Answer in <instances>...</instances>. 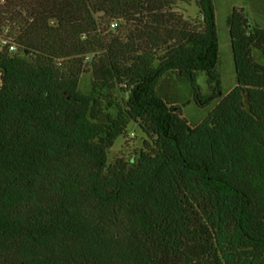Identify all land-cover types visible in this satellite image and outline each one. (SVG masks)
I'll use <instances>...</instances> for the list:
<instances>
[{"label":"trees","instance_id":"trees-1","mask_svg":"<svg viewBox=\"0 0 264 264\" xmlns=\"http://www.w3.org/2000/svg\"><path fill=\"white\" fill-rule=\"evenodd\" d=\"M228 27L226 92L215 0H0V264H264V28Z\"/></svg>","mask_w":264,"mask_h":264},{"label":"rangeland","instance_id":"rangeland-1","mask_svg":"<svg viewBox=\"0 0 264 264\" xmlns=\"http://www.w3.org/2000/svg\"><path fill=\"white\" fill-rule=\"evenodd\" d=\"M217 5L218 14V25L219 33L221 39V69L224 76V87L225 91L229 92L233 89L237 83V73L234 61V55L232 50L231 36L228 27V19L232 16L235 6L238 8L246 7L249 14L252 17V21L255 27L264 28V16L254 14L251 12L247 0H215ZM180 10L189 18L200 19V10L196 3L192 5L181 3ZM54 25L56 22L53 23ZM204 92L209 93V88L207 85L206 77H202L200 80ZM93 86V76L92 74H86L83 77L81 88L84 92H90ZM183 103L191 102L185 108V114L193 124L200 123L213 109L214 105L209 108H204L196 104L193 101V96L188 91L186 87L179 88ZM147 140L146 134L139 127L138 124L132 123L128 130V135L126 137L120 138L114 148L111 150V161H113L117 156L123 154L127 156H133L138 154L140 150L145 146V141Z\"/></svg>","mask_w":264,"mask_h":264},{"label":"built area","instance_id":"built-area-1","mask_svg":"<svg viewBox=\"0 0 264 264\" xmlns=\"http://www.w3.org/2000/svg\"><path fill=\"white\" fill-rule=\"evenodd\" d=\"M5 43H8L7 41ZM12 50H16V46H12Z\"/></svg>","mask_w":264,"mask_h":264},{"label":"crops","instance_id":"crops-1","mask_svg":"<svg viewBox=\"0 0 264 264\" xmlns=\"http://www.w3.org/2000/svg\"><path fill=\"white\" fill-rule=\"evenodd\" d=\"M215 2H216V1H215ZM247 2H248V0H247ZM216 6H217V5H216ZM237 7H239V6H238V5H237V6H235V7H234V9H235V8H237ZM243 8H244V6H243Z\"/></svg>","mask_w":264,"mask_h":264}]
</instances>
